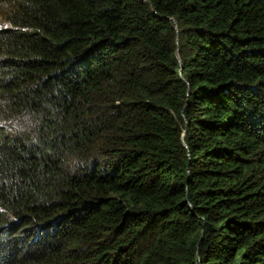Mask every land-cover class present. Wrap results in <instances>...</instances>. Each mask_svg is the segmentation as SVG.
<instances>
[{
  "label": "trees",
  "instance_id": "trees-1",
  "mask_svg": "<svg viewBox=\"0 0 264 264\" xmlns=\"http://www.w3.org/2000/svg\"><path fill=\"white\" fill-rule=\"evenodd\" d=\"M263 8L0 0V264H264Z\"/></svg>",
  "mask_w": 264,
  "mask_h": 264
},
{
  "label": "bare ground",
  "instance_id": "bare-ground-1",
  "mask_svg": "<svg viewBox=\"0 0 264 264\" xmlns=\"http://www.w3.org/2000/svg\"><path fill=\"white\" fill-rule=\"evenodd\" d=\"M254 7H255V6H254ZM256 9H257V7H256ZM263 9H264V8H263ZM252 10H253V9H252ZM250 11H251V10H250ZM254 11H255V10H254ZM261 13H263V12H261ZM197 21H198V20H197ZM197 21H196V22H197ZM221 62H222V61H221ZM218 63H219V62H218ZM219 64H220V63H219ZM222 64H223V63H222ZM224 65H225V64H224ZM218 67H219V66H218ZM220 68H221V66H220ZM223 68H224V67H223ZM223 70H224V69H223ZM223 70H222V71H223ZM217 72H219V71L217 70ZM221 76H222V75H221ZM216 77H217V75H216ZM216 79H217V78H216ZM220 128H222V127H220ZM1 140H2V139H1ZM1 140H0V141H1ZM4 145H5V144H4ZM4 148H5V147H4ZM42 177H43V176H42ZM39 178H40V177H39ZM52 179H53V178H52ZM5 194H6V193H5ZM3 195H4V194H3ZM4 196H5V195H4ZM24 199H25V198H24ZM18 202H19V201H18ZM19 203H20V202H19ZM11 204H12V203H11ZM15 204H16V203H15ZM20 204H21V203H20ZM17 205H18V204H17ZM39 234H40V233H39ZM40 237H41V236H40Z\"/></svg>",
  "mask_w": 264,
  "mask_h": 264
}]
</instances>
